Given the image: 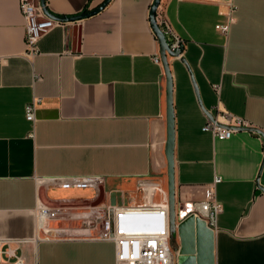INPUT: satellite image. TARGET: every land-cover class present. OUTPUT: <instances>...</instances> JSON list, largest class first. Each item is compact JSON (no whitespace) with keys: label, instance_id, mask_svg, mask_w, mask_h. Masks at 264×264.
Returning a JSON list of instances; mask_svg holds the SVG:
<instances>
[{"label":"crops","instance_id":"0c3cea01","mask_svg":"<svg viewBox=\"0 0 264 264\" xmlns=\"http://www.w3.org/2000/svg\"><path fill=\"white\" fill-rule=\"evenodd\" d=\"M104 1L45 0L48 15L64 23L27 58L19 0H0V240L27 264H116L114 243L87 237L78 219L91 216L90 207L117 204L121 190L140 198V177L160 180L169 196L167 79L154 60L161 54L154 0H110L97 13L64 19ZM225 1L158 6L185 42L181 57L169 56L175 194L203 200L219 177L215 264H264V0H234L227 34L217 28L229 23ZM35 96L34 125L25 109ZM219 110L262 133L214 137L203 127ZM76 176L103 181L95 189L49 180ZM40 204L61 211L49 219L50 239L39 225ZM179 242L174 233L173 247Z\"/></svg>","mask_w":264,"mask_h":264},{"label":"built area","instance_id":"2783aa9c","mask_svg":"<svg viewBox=\"0 0 264 264\" xmlns=\"http://www.w3.org/2000/svg\"><path fill=\"white\" fill-rule=\"evenodd\" d=\"M21 12L25 19L26 48L24 56L33 58L39 54V40L51 28L63 24V20L54 19L45 11L41 0H19ZM229 17V23L217 25L224 34L228 33L233 13L236 9L234 0L223 4ZM157 23L165 32L168 43L173 50L185 45L173 29L164 12L157 9ZM183 52V51H182ZM182 52L178 56L181 57ZM155 62L162 64L161 55L154 56ZM41 79V77H38ZM41 101L35 96L26 105V117L34 125L37 119V109ZM255 127L247 120L228 111L219 110L214 120H208L203 130L210 131L214 137L230 138L238 128ZM253 132L257 133L256 130ZM34 135V131L31 132ZM62 188H97L102 182L100 177H56L49 179ZM216 177L205 190L203 200H176L175 221L178 225L190 215L203 219L214 232L218 229V216L222 205L216 199ZM138 195H128L126 191L119 192L117 204H107L100 207H90L93 214L78 219L77 229L88 231L93 240L110 241L115 245L116 264H177L176 252L173 248V233L170 228L169 196L163 183L155 178L140 177L137 181ZM158 198V199H157ZM59 209H52L40 204L38 208L39 225L47 233V239L52 231L49 219L60 214ZM140 219V220H139ZM138 220V221H137ZM0 264H27L25 257L17 253V248L11 242L0 240Z\"/></svg>","mask_w":264,"mask_h":264},{"label":"water","instance_id":"95a60500","mask_svg":"<svg viewBox=\"0 0 264 264\" xmlns=\"http://www.w3.org/2000/svg\"><path fill=\"white\" fill-rule=\"evenodd\" d=\"M45 5V0H41ZM110 0H105L96 9L84 13L80 16H73L68 19H76L86 17L91 14L97 13L102 10ZM161 0H154L150 8V21L152 28L160 43L161 59L164 65L167 85H166V103H167V144L166 155L168 161V186H169V205H170V228L174 235L176 228V235L179 237V244L175 245L174 251L176 252L177 264H215V232L209 228L203 219L195 218L193 215L183 219L179 224L175 221V110L173 102V75L170 68L169 56H178L184 49L173 50L169 43L165 32L157 23L156 14ZM46 11V9H45ZM51 16V15H50ZM196 92L198 93L197 85L194 81ZM202 106V104H201ZM203 107V106H202ZM204 109V108H203ZM205 110V109H204ZM206 111V110H205ZM238 129L256 130V127H242ZM263 189V188H262ZM264 190V189H263Z\"/></svg>","mask_w":264,"mask_h":264},{"label":"rangeland","instance_id":"374dc122","mask_svg":"<svg viewBox=\"0 0 264 264\" xmlns=\"http://www.w3.org/2000/svg\"><path fill=\"white\" fill-rule=\"evenodd\" d=\"M115 195V194H114ZM158 199V198H157ZM140 220V219H139ZM174 233H175V236H176V228H175V230H174Z\"/></svg>","mask_w":264,"mask_h":264}]
</instances>
